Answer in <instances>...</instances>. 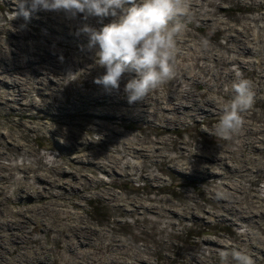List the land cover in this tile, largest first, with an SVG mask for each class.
Listing matches in <instances>:
<instances>
[{
    "label": "rangeland",
    "instance_id": "374dc122",
    "mask_svg": "<svg viewBox=\"0 0 264 264\" xmlns=\"http://www.w3.org/2000/svg\"><path fill=\"white\" fill-rule=\"evenodd\" d=\"M197 1L200 3L199 6L194 7L191 13L182 18L181 23L184 25L185 32L198 39H203V45L206 47L220 48L221 51L228 53V57L231 58L234 54L228 50L231 42L228 40L227 31L224 30V27L206 25L204 28H197V17L213 14L218 19L230 21L231 24L244 18H250L256 22L255 19L259 12L253 6L254 0ZM261 1L264 5V0ZM220 4L224 5V10H221ZM15 7L16 3L14 2L8 3L6 0H0V96L9 100V103H6L4 99L0 98V180L6 182L4 187L0 189V199L4 201L0 205V210L5 207V212H8L10 209L15 210L19 206L16 201L18 192L27 188L26 185L24 187L23 182L31 183L34 188L39 189L43 186H49V194H55L63 189V186H61L62 188L51 186L44 180H36L35 175L39 171H46L49 175L55 174L43 164L40 159L41 153L54 151L59 155L68 150L69 141L61 138L59 134L54 133L49 128H54L56 132L73 128L74 130H82V136L87 138L85 143L87 150L97 154L102 153V158H100L102 162H108V159L113 158V155L122 156L119 160L122 167L129 161V166L122 168L123 173L115 172L113 176L107 170H95V176L101 178L105 183L102 186L104 189L109 188L116 194L118 200L123 201L126 199L139 201L160 199L163 207L167 208L156 207V210L164 212L165 215H159L154 210L143 213L127 212L96 195L90 198L85 197L80 205L67 204V206H62V208H68L70 211L80 210L81 215L77 216L76 213L72 217L83 218L96 226L100 238L109 236V239L116 236L139 250L143 248L142 245H148L150 248H148L147 253L158 264H185L190 254L199 255L202 258L208 257L207 262L201 264H236L232 259L231 252L241 251L245 253L246 249L247 251L255 250L252 245L256 244L260 246L259 251L255 250L256 253H259L260 258L251 260L253 264H264V149L256 150L243 140L246 138L254 140L259 137L264 139V103H254L251 109L243 113V118L250 126L262 127V129L248 130L244 136H241V132H239L231 139L221 138L214 134L223 109L205 116L202 114L194 118L186 116L184 121L172 123V128L167 130L161 128L160 125L155 129L153 124L142 119L143 111L140 110L143 105L134 104L130 106L124 91L118 96L122 101L124 99L123 106L128 105L130 110L118 118L119 122L114 130L107 129L103 125H97V128L90 126L91 119L100 120L102 118L104 121L108 119L109 114H112L114 118L119 116L108 111L105 107H98L88 114L74 112V109H68V112L63 113L52 111L50 113L54 118L51 119L46 117V112L36 109L30 111L35 110L34 112L43 113L45 117H28L27 110H18L16 114H10L9 111L13 107L10 102L11 97L18 100L12 104L20 108H23L24 103L28 100H32L34 107L40 106L43 100L50 101L52 96L64 103L68 102L71 106V102L76 97L78 86L83 84L85 88H90L91 84L94 83V77L91 74L85 75L83 67L78 66L77 69H73L72 57H78L83 53L79 49L80 47L75 45L77 39L64 35L57 29L63 27L62 24L59 27V24L65 20L69 26L76 27L72 29L76 34L81 23V17L78 16L75 20H66L63 13L50 12L51 16L58 14L50 26L37 19V16L42 14L40 11L33 14L26 29H21L20 25L25 23L23 19H12ZM262 21L264 22V19ZM8 23L12 26L7 30L5 28ZM88 23L97 27H102L104 24L99 23L97 18H90ZM41 43L52 44L54 47L49 45L51 47L49 50L41 49L39 47ZM258 48H260L259 54L264 65V41L260 42ZM47 51H50L49 54ZM41 52L50 56L46 57L47 55H45L38 60ZM61 54L64 57L63 63L59 60ZM52 60L53 65L49 64ZM180 60V57L175 54L177 76L164 84L163 87L152 91L148 95L149 97L145 98L146 100H154L153 98L163 95L161 91L170 92L175 85L178 88L191 89L198 94V97H202V84L182 78L184 70L181 68ZM192 62L194 63V72H202L206 80L211 77L208 73L212 66L210 60H207L204 65L200 60L193 59ZM49 67L54 71L51 78H43L37 82V77H44V74H47L46 69L50 70ZM228 67L232 70L238 69L245 78L250 81L254 80V77L248 73L249 71L242 68L238 63L229 64ZM69 68L74 72L77 71L79 76L78 80L70 83L64 76ZM95 68L97 72L102 71L96 65ZM232 73L235 74L234 71ZM54 78L56 79L54 80ZM53 82L59 83L56 89L52 91L50 86ZM22 86L26 88V91ZM227 91L228 84L224 83L220 87L219 93L225 105L229 103V99L233 98V96L226 98L223 95ZM26 92L28 96L25 94ZM181 93V90L176 91L177 97ZM262 94L264 98V88ZM111 96L114 97V94ZM166 114L169 117L173 115L171 112H166ZM157 123L160 121L158 120ZM28 125H34L37 129L28 128ZM7 130L11 132L12 138L5 135ZM124 140L130 143H142L141 145H148L154 141L158 147L150 149L147 157H131L125 154ZM76 154L79 153L71 152L68 153L69 156L66 155L62 158L59 155L58 164L66 165L67 161L73 164L74 161L72 162L69 157L73 156L72 159H75L74 155ZM156 154L159 156H155ZM75 165L78 169H82V163L78 162ZM255 165L259 167V170H254ZM245 166L248 168L245 169ZM237 167L239 170L234 169ZM127 170H129L128 174L126 173ZM154 175L158 177L155 178ZM62 177L68 182L73 181V177L67 172H64ZM84 179L83 185L91 182L90 176ZM67 194L71 198L75 196L74 193ZM219 195L221 196L219 197ZM24 197L27 196H22V198ZM66 203L69 201L66 200ZM47 217L51 224L62 219L55 213H49ZM36 223H26L24 230L30 233L34 246L39 247L40 240L46 236V233L39 230L38 227L33 230L38 225ZM50 233L52 234L54 231L51 229ZM247 234L249 237L246 238ZM205 238L219 239L223 246L217 247V251L210 253L208 249L210 245L205 243ZM227 243L231 247L228 245L226 247L225 244ZM53 244L52 239H47L43 243L45 248H50ZM249 248L250 250H248ZM58 250L59 248L55 247L50 252L52 255H56ZM222 253L229 255L224 257L221 255Z\"/></svg>",
    "mask_w": 264,
    "mask_h": 264
},
{
    "label": "bare ground",
    "instance_id": "6f19581e",
    "mask_svg": "<svg viewBox=\"0 0 264 264\" xmlns=\"http://www.w3.org/2000/svg\"><path fill=\"white\" fill-rule=\"evenodd\" d=\"M6 1L8 3L10 2L16 3V0H6ZM200 1H204V0H200ZM261 2H262L261 0L253 1L254 8H257V11L259 12V15L255 19L256 22L252 21L250 18H244L239 22L231 24L230 21L223 20L220 18L218 19L213 14L197 17V25H196L197 28L200 27L204 28L206 25L224 27V30L227 31L228 40L229 42H231L230 45L228 46V50L233 52L234 54L231 58L228 57V53L221 51L220 48H213L211 46L206 47L205 45H203V41H202L203 39H198L195 36L187 34L183 28L182 33L176 37L175 54L178 55L181 59L180 60L181 68L184 70L182 74V78L184 80L195 81L200 85L201 84L203 85V90L201 91L202 97H198L197 96L198 94L194 93L191 89L188 90L185 88L182 89V88H178V86L175 85L170 92L161 91L163 92V95L153 98L154 100L151 99L152 101L144 99L142 102L136 103V105L139 106L143 105V108L141 107L140 110L143 111L142 119L149 122L150 124H153L152 126L155 129H157L159 127L158 125H160L161 128L167 130L172 128L171 126L172 123H175L177 121L182 122L187 117L194 118L200 114L205 116L209 113L217 112L218 110L223 109L225 104L223 103V98L219 93L220 87L224 83L228 84V91L227 93L223 94L226 98L235 95V93L231 89V85L233 81L236 79V77L235 74L232 73L233 70L228 67L229 64L232 63H238L242 68H245L247 71H249L248 73L254 77V80L251 81L253 91L256 95L254 98V103L263 104L264 98L262 91L264 88V65L262 64L263 59L259 54L260 48H258L260 42L264 41V22L262 21L264 19V15H263L264 5H262ZM199 4L200 3L197 0H190L189 9L184 15L191 13L194 7L199 6ZM221 10H224V5H221ZM49 13L50 12L42 11L41 16H37V19H39L43 23H47L48 25L52 26V23H54V21L56 20L55 17H57L58 14H55V16H51ZM183 16L179 18L181 22ZM110 22H111V18H106L103 21L104 24ZM61 24L63 26L62 28H57V27L56 28L60 33L64 35H68L72 38L73 37L76 38L77 39L75 44L76 47H80L81 45L87 44L85 42L87 40L86 36L84 35L77 36L75 32L72 30L73 28L76 27L69 26L65 20L60 22L59 27ZM11 26L12 24L8 23L5 29L8 30L11 28ZM49 45L50 44L47 43L46 44L41 43L39 47L41 49L46 48V50H49L52 47V44L50 45L51 47ZM50 51H47V53L49 54ZM47 53L41 52L39 54L38 60L42 59V57H44L45 55H47L46 57L50 56ZM90 55H91L90 53L83 51V53H81L78 56L80 58L74 56L72 57L71 60H72V64L74 65L73 67L74 70L77 69L78 66L83 67L84 74L85 75L91 74L92 77H94L95 79L97 76H100L104 73V69L101 68L102 71L97 72L94 61L90 59ZM193 59L200 60L203 65L207 60H210L212 62V66L208 71L211 77L208 80L204 79L202 72L193 71V65H194V63L192 62ZM53 63L54 62L52 60L50 61L49 64L53 65ZM49 68L50 70L48 68L46 69L47 74H44V77L41 76L37 77V82L41 81V79L43 78H47V79L51 78V75L54 73V71L53 69H51V67ZM92 72L95 73L92 74ZM25 77L27 78V76ZM128 78L129 77L126 75L124 81L121 82V88L118 92L115 90H113L112 92H106L102 86L96 85L95 83L91 84L90 88H85L83 84L79 85L78 88L76 89V93H77L76 97L71 102V106H69L68 102L64 103L62 100L52 96L50 101H47V99L45 101L43 100L42 105L40 106L38 105L36 107L33 106L32 100L31 101L28 100L27 102L24 103L25 105L23 106L24 108L23 109L20 107H15V105L12 104V102L18 100L16 98L11 97L10 102H11V106L13 107H11V111L9 112L10 114H16L18 110L21 111L27 110L28 117L40 118V117H45V115H43V113L40 112H34L35 110L34 111H30V110L31 109L43 110L44 112L47 113L46 117L51 119L54 118L50 113L52 111L63 113L65 111L68 112V109H74L75 110L74 112H84L88 114L98 107L99 108L105 107V109H107L108 111L116 113L119 116L117 118H114L112 114H109L108 119L104 121L102 120V118L100 120H96L97 118L91 119L90 126H92L93 128H97L96 127L97 125H103L107 129L114 130L117 123L119 122L118 118L123 116L125 112L130 110L128 105L126 107L123 106L124 99L122 101L120 96H118V94L123 91L124 85L127 82ZM55 79L56 78H54V80ZM58 83L53 82V84L50 86V90L53 91V89H56ZM22 88L26 91V88H24L23 86ZM178 90L179 91L181 90L182 93L180 96L177 97L176 91ZM25 94L28 96L27 92ZM112 94H114V97L111 96ZM0 98L4 99L6 103H9V100L4 98L3 96H0ZM231 100L232 99H229V102ZM166 112H171L173 113V115L169 117L166 114ZM158 120L160 121V123H157ZM27 127L37 129V127L34 125H28ZM260 129H262V127L259 128L252 127L244 119V124L242 130H240L241 132L240 135L244 136V134L246 133V131L248 132V130L257 131ZM49 130L59 134L61 138L67 139L69 141V143L67 144L68 150L63 151V153L59 154L60 158L68 155V153L71 152L79 153V154L74 155L76 160L72 159L73 156L69 157L71 158L72 162L74 161L73 164L67 161L66 165L58 164L55 167L49 168V170L55 172L54 175H49L46 171L45 172L39 171L36 173L35 175L36 180L38 179L44 180L47 182V184L51 186H60V187L63 186V189H61L59 192L55 194H49L50 193L49 186L46 187L43 186L41 189H39V188H34L31 183L23 182L24 187L26 185L27 188L23 187L24 189L21 192L20 191L18 192V198L16 197L17 198L16 201L19 204V206L15 210L10 209L8 212H5L6 208L2 207V210H0V264H158L156 261H153V257H151L147 253L148 248H150L148 247V245L145 244L144 246L142 245L143 248L139 250L133 248L131 245L125 243L123 240L117 238L116 236H112L109 239H108L109 236L100 238L96 226L88 223L83 218L77 217L81 215V213L79 212L80 210L76 212L70 211L68 208H62V206H67V204L80 205L82 199H84L85 197L90 198L96 195L97 197L106 200L107 202H111L112 203L111 205L120 207L127 212L129 211V212L143 213L149 210H154L155 212H158L159 215H165L164 212H160L156 210L157 206H162L163 209L166 208L163 207L162 202H160L161 200L160 199L159 200L151 199L144 201L142 200L139 201L137 199H133V200L126 199L124 201L118 200L116 194L112 190H110L109 188L104 189L102 187L103 185H105V183L101 178L96 177L94 172L97 169L107 170L108 172L111 173L112 176L114 175L115 172L123 173L122 168L128 167L129 161H127L125 165L122 167L119 164V160L121 159L122 156L113 155V158L108 159V162L107 161L102 162L100 160V158H102L101 152L97 154L96 152L89 151L85 148V143L87 142L86 140L87 138H84L82 136L83 134L81 132L82 130H74L73 128H71L70 130L65 129L66 130L65 131L62 129L61 131L59 130L56 132L54 128L51 127L49 128ZM10 133L11 132L7 130L5 132V135L7 137L12 138ZM243 140L247 144L254 147L256 150L264 149V139H262L261 137L254 140H250L247 138ZM141 144L130 143L124 140L123 147L125 149V154L131 157H140V156L147 157L149 156L148 151L150 149L158 147L157 146L158 144L156 145L154 141L153 143H150L148 145L146 144L141 145ZM155 156H159V155L156 154ZM78 162L83 164L82 169H78V167H76L75 163ZM247 168L248 167L245 166V169ZM258 168L259 167L256 166L254 170H259ZM234 169L239 170L238 167L237 169L236 168ZM64 172L69 173L73 177L72 182H68L64 177H62V174H64ZM126 173L128 174L129 170H127ZM144 175L146 176L147 174ZM88 176H90L91 182H89V184L87 185H83V182L85 180L84 178ZM154 177L157 178L158 176L154 175ZM5 183H6L5 181L0 180V189L4 187ZM63 183H66L67 185ZM67 193H74L73 195L75 196L71 198L68 196ZM24 195H26L27 197L22 198V196ZM220 196L221 195H219V197ZM66 200H68L69 203H66ZM2 202L4 201L0 199V205L2 204ZM49 213L58 214L59 217H61L62 219H59V221L56 222L55 224H51L47 220L48 218L47 214ZM76 213H77L76 218H73L74 217L73 215H75ZM29 222L38 223V225L34 227L33 230L34 229L36 230V228L38 227L39 230H43L46 233V236L42 240H40L39 247L34 246V242L32 240V237L30 236V233L24 230L26 223ZM51 229L54 231V233L52 234L50 233ZM245 237L247 238L249 237V235L247 234ZM47 239H52V241L54 242V244L50 248H45V246L43 245V243ZM205 240H206L205 243H207V245H210L208 246L210 253H214L215 251H217V247L223 246L222 241L219 239L205 238ZM225 245L226 247L227 245L228 247H231V245L228 243ZM55 247L59 248V250L57 251L56 255H52L50 250L54 249ZM252 247L255 248V250L258 251L260 250V246L256 244H253ZM248 250H250V248ZM255 250L247 251L246 249L244 252L251 259L257 260L260 258V255L259 253H256ZM207 260L208 257L202 258L199 255L190 254L188 260L185 261V264H201V263H206ZM54 261L55 263H53Z\"/></svg>",
    "mask_w": 264,
    "mask_h": 264
},
{
    "label": "clouds",
    "instance_id": "9594fccd",
    "mask_svg": "<svg viewBox=\"0 0 264 264\" xmlns=\"http://www.w3.org/2000/svg\"><path fill=\"white\" fill-rule=\"evenodd\" d=\"M189 5L190 0H16L13 20L22 18L25 23L20 28L26 29L33 14L40 11L63 13L68 20L81 17L76 35L86 36L88 42L80 49L104 69L93 82L106 92H118L127 75L123 91L132 105L177 76L175 42L184 28L179 18ZM90 18H97L101 24L111 18V22L97 28L88 23ZM59 60L63 63L62 54ZM233 71L236 79L231 89L235 95L223 108L214 132L225 139L240 132L243 113L251 109L255 97L252 82L238 69ZM64 76L68 83L79 79L77 71L70 68ZM58 158L54 151H45L40 157L49 168L57 166ZM231 256L236 264H253L241 251H232Z\"/></svg>",
    "mask_w": 264,
    "mask_h": 264
}]
</instances>
